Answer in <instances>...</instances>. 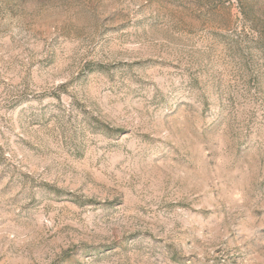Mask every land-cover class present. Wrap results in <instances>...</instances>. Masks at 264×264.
Listing matches in <instances>:
<instances>
[{"label": "rangeland", "instance_id": "374dc122", "mask_svg": "<svg viewBox=\"0 0 264 264\" xmlns=\"http://www.w3.org/2000/svg\"><path fill=\"white\" fill-rule=\"evenodd\" d=\"M0 264H264V0H0Z\"/></svg>", "mask_w": 264, "mask_h": 264}]
</instances>
